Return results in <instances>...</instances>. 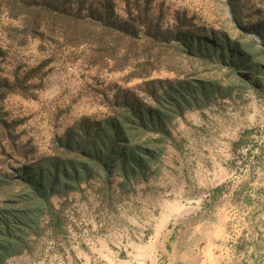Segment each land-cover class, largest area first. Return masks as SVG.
<instances>
[{
    "label": "rangeland",
    "instance_id": "374dc122",
    "mask_svg": "<svg viewBox=\"0 0 264 264\" xmlns=\"http://www.w3.org/2000/svg\"><path fill=\"white\" fill-rule=\"evenodd\" d=\"M234 1L246 24L264 22V0ZM115 4L117 20L139 10L163 29L177 20L201 35L239 34L229 0ZM19 30L0 13V77L24 94L0 100V171L9 176L43 165L74 124L103 119L114 99L143 98L154 82L173 80L161 68L130 79L128 71L88 65L82 49L23 42ZM169 131L174 143L166 146L158 175L124 193L114 178L112 203L95 196L96 186L51 197L53 208L64 211L63 231L46 230L30 253L4 264H264V83L184 113ZM244 131L250 132L246 146L234 150Z\"/></svg>",
    "mask_w": 264,
    "mask_h": 264
},
{
    "label": "trees",
    "instance_id": "16d2710c",
    "mask_svg": "<svg viewBox=\"0 0 264 264\" xmlns=\"http://www.w3.org/2000/svg\"><path fill=\"white\" fill-rule=\"evenodd\" d=\"M115 8V0H0V13L19 24L23 42L82 49L88 65L128 71L130 79L146 78L154 68L173 73V80L145 89L143 98L114 99L103 119L74 124L43 165L20 168L15 176L0 171V264L30 253L46 230L63 231L64 211L53 208L51 197L84 194L96 186L95 196L112 203L114 178L117 191L124 193L132 183L159 174L165 148L174 143L173 120L214 98L264 83V22L246 24L238 2L229 0L236 37L201 35L177 20L163 29L147 11L134 17L128 11L125 20H117ZM15 85L0 77V100L23 96ZM249 133L239 136L234 150L246 146Z\"/></svg>",
    "mask_w": 264,
    "mask_h": 264
},
{
    "label": "water",
    "instance_id": "95a60500",
    "mask_svg": "<svg viewBox=\"0 0 264 264\" xmlns=\"http://www.w3.org/2000/svg\"><path fill=\"white\" fill-rule=\"evenodd\" d=\"M229 16H230V19H231V15H230V13H229ZM250 36H252V35H250ZM254 38H255V37H254ZM255 40H257V42H258V39L255 38Z\"/></svg>",
    "mask_w": 264,
    "mask_h": 264
}]
</instances>
